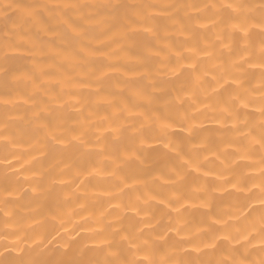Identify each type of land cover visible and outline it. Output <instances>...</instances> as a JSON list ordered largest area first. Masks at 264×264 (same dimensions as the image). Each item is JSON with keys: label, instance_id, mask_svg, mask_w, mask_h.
Listing matches in <instances>:
<instances>
[{"label": "clouds", "instance_id": "1", "mask_svg": "<svg viewBox=\"0 0 264 264\" xmlns=\"http://www.w3.org/2000/svg\"><path fill=\"white\" fill-rule=\"evenodd\" d=\"M0 264H264V0H0Z\"/></svg>", "mask_w": 264, "mask_h": 264}]
</instances>
